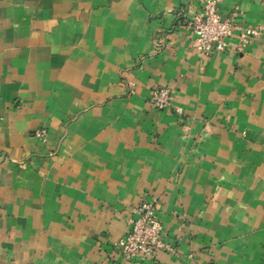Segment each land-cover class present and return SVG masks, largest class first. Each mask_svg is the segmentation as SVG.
Listing matches in <instances>:
<instances>
[{"label": "crops", "instance_id": "crops-1", "mask_svg": "<svg viewBox=\"0 0 264 264\" xmlns=\"http://www.w3.org/2000/svg\"><path fill=\"white\" fill-rule=\"evenodd\" d=\"M201 8L0 0V264H264V0L220 1L257 35L209 56ZM154 198L172 251L130 262L113 243Z\"/></svg>", "mask_w": 264, "mask_h": 264}, {"label": "built area", "instance_id": "built-area-1", "mask_svg": "<svg viewBox=\"0 0 264 264\" xmlns=\"http://www.w3.org/2000/svg\"><path fill=\"white\" fill-rule=\"evenodd\" d=\"M221 0H201V11L189 21L193 35V46L202 56L224 53L230 47V40L236 33L239 50L246 46L257 31L248 27H238L231 19H223L218 12ZM172 92L168 87H156L150 96L151 104L158 110L172 107ZM178 115L182 109L175 108ZM46 130L35 133L38 138H46ZM158 199L145 202L135 210L136 217L129 219V230L113 243L130 262L144 259L155 260L160 251H172L164 242L162 224L158 217Z\"/></svg>", "mask_w": 264, "mask_h": 264}]
</instances>
